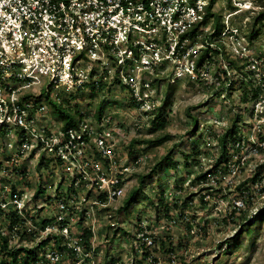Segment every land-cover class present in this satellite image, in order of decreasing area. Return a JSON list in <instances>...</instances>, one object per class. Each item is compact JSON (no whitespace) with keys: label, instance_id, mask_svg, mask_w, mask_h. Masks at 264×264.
I'll return each instance as SVG.
<instances>
[{"label":"built area","instance_id":"obj_1","mask_svg":"<svg viewBox=\"0 0 264 264\" xmlns=\"http://www.w3.org/2000/svg\"><path fill=\"white\" fill-rule=\"evenodd\" d=\"M261 9L260 0H0V225L8 248H34L28 264L155 263L162 236L144 219L128 232L120 209L139 159L119 151L108 113L97 118L95 106L76 108L61 94L117 89L155 116L164 85L180 78L229 86V60L248 58L246 29ZM60 105L75 125L64 126ZM46 185L53 200L40 218ZM121 234L132 244L112 252Z\"/></svg>","mask_w":264,"mask_h":264},{"label":"rangeland","instance_id":"obj_2","mask_svg":"<svg viewBox=\"0 0 264 264\" xmlns=\"http://www.w3.org/2000/svg\"><path fill=\"white\" fill-rule=\"evenodd\" d=\"M215 8L225 12L219 4ZM249 29L245 33V55H249L255 69L250 66L244 70V60L248 58L237 57L235 63L243 66L247 77L237 71L225 76L223 85L227 82L230 89L226 85L222 89L207 88L186 78L164 85L161 105L167 92V120L153 132L154 114L133 108L127 96L117 89L99 94H61L85 111L103 103L109 126L118 132L115 140L119 151H128L132 138L170 135L159 146L135 145L127 155L129 160L133 158L132 163L139 159L128 177V190L137 185L139 174H147L155 163L162 162L152 178L145 180L142 193L149 195V199L140 195L139 201L131 203L123 214L128 232L135 230L134 221L144 219L166 243L171 242L172 252L157 249L153 252L155 263L151 264H264V219L258 221L264 218V21L250 38ZM256 87V99L242 102L241 94L246 92L250 96ZM46 107L49 109L48 104ZM237 116L240 136L236 135L232 142L226 139L224 154L219 138ZM192 117L196 118L195 124ZM171 159L175 167L169 166ZM206 172L211 175L204 182L194 181ZM17 185L21 187L19 182ZM50 194L51 188L46 185L38 197V204L48 205L40 218L49 215L53 200L48 197ZM161 194L167 209L157 203ZM105 232L109 237L113 235L107 227ZM126 239L132 244L130 236H116L109 250L122 249ZM10 244L20 246L25 242L14 239ZM99 252L102 254L98 258L106 253ZM126 253L133 254L131 247L121 257ZM26 256L22 252L18 264H24ZM137 260L143 263L145 259L138 255Z\"/></svg>","mask_w":264,"mask_h":264},{"label":"trees","instance_id":"obj_3","mask_svg":"<svg viewBox=\"0 0 264 264\" xmlns=\"http://www.w3.org/2000/svg\"><path fill=\"white\" fill-rule=\"evenodd\" d=\"M260 3L262 5V9L257 12L256 14H254L249 22L248 27L250 28L249 30V38L251 37L250 35L253 34L255 28L258 25H263V21H264V0H260ZM211 15H213L211 12L209 13ZM247 27V29H248ZM213 28H214V32L215 34H217L220 30H221V25L219 23V19L216 18L215 22L213 24ZM230 66H232L235 71H237L238 73H242L241 75H243V78L247 77V74L242 71L243 66H238L235 61L229 60ZM251 83V82H250ZM252 85V84H251ZM170 86V85H169ZM231 87L229 86V89ZM222 89V88H221ZM259 92V88L256 87L251 91V95L248 96V94L245 92L243 94H241V101L242 102H246L248 99H256L257 95ZM166 97H169V94L166 92V96L163 97V105H161L157 111V114L154 116L153 120H152V130L151 132H153L154 130H157L158 128H162L163 125L165 124L167 118H166V112H165V104H166ZM59 111L60 117L64 120V126L68 127V126H72L75 125V117L72 115V112L70 111L69 108L67 107H62L61 105L58 107L57 109ZM104 112V104L103 103H98L95 107V115L97 118H100L102 113ZM192 123L195 124L196 122V118L192 117ZM238 116L237 118L233 121V124L230 126V128L219 138V142L221 144L222 150L225 154V148H226V139H228L229 141H235V137L237 135L238 129H237V125L236 123L238 122ZM170 139V135L169 134H160L158 136L155 137H150V138H132L128 144V152H131L133 147L135 145H149V146H159L162 143L166 142L167 140ZM187 156V155H186ZM162 165V162H157L155 163V165H153V167L149 170V172L147 174H139L137 176V185L133 186L132 188H130L128 190V192L126 193L125 197L123 198V205L120 209H124L127 210L130 207V204L133 202H138L139 201V196L143 195L142 191L144 189L145 186V180L146 179H151L153 174L157 171L158 168H160ZM169 166L171 167H175V163L172 161H170ZM210 172H206L203 174H199L194 181L196 182H202L205 181L207 179V175ZM41 190H38V192H40ZM144 199H149V195H143ZM143 199V200H144ZM151 203L153 201H150ZM157 203L159 205H163L164 209H167V204L164 203L163 200V194H161L160 199L157 200ZM264 218L263 216L260 217L258 219V221H262ZM17 218H13V220L11 221V223L9 222V224L6 226L8 232L13 231V226L14 224L17 222ZM139 220V218H138ZM4 231V225L1 224L0 225V264H18V257L20 256V254L22 252H26V257H24V264H28V262L30 260H32L35 256V250L34 248H27V247H13V248H8V237L6 235L3 234ZM23 234H19V236L22 237ZM169 239V238H167ZM158 243H159V250L162 252H168V254H170L172 252V247H171V242L168 241V243L165 242L164 238H159L158 239ZM228 242H225V245L227 246ZM227 249V248H226ZM23 256L20 257V260L22 261ZM154 262H155V257H154Z\"/></svg>","mask_w":264,"mask_h":264}]
</instances>
